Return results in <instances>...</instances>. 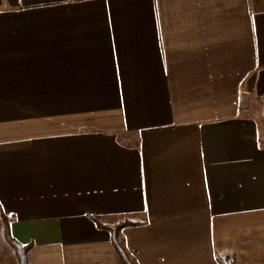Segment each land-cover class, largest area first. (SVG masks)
<instances>
[{"label": "crops", "instance_id": "0c3cea01", "mask_svg": "<svg viewBox=\"0 0 264 264\" xmlns=\"http://www.w3.org/2000/svg\"><path fill=\"white\" fill-rule=\"evenodd\" d=\"M264 0H0V264H218L264 217ZM240 234V235H236Z\"/></svg>", "mask_w": 264, "mask_h": 264}, {"label": "trees", "instance_id": "16d2710c", "mask_svg": "<svg viewBox=\"0 0 264 264\" xmlns=\"http://www.w3.org/2000/svg\"><path fill=\"white\" fill-rule=\"evenodd\" d=\"M1 218L5 228V235L7 241L13 247L19 264H31V251L33 244L25 245L18 241L12 234L10 226V218L4 213H1ZM99 229L109 231L111 233V241L114 249L117 251L119 258L123 264H137V260L130 254L121 242L120 235L124 228L128 226H138L140 223L125 220L117 224H103L98 219L92 217ZM218 261L221 264H236V260L233 257H223L218 255Z\"/></svg>", "mask_w": 264, "mask_h": 264}, {"label": "rangeland", "instance_id": "374dc122", "mask_svg": "<svg viewBox=\"0 0 264 264\" xmlns=\"http://www.w3.org/2000/svg\"><path fill=\"white\" fill-rule=\"evenodd\" d=\"M256 110L261 112L260 118L263 120L262 135L264 136V101L262 103L256 101ZM245 233L246 236L237 237L238 239H241L239 242L230 241L229 244L230 249L233 250L229 251V253H225V252L221 253L219 251L218 255H221L223 257H227V256L233 257L236 260V264H264V217H262L260 224L255 227L254 231L248 233L245 230ZM236 235H240V234H236ZM218 255L216 259L218 264H221L218 261Z\"/></svg>", "mask_w": 264, "mask_h": 264}]
</instances>
